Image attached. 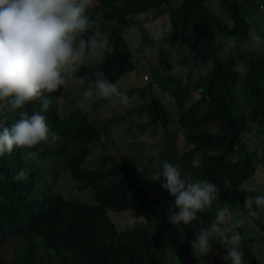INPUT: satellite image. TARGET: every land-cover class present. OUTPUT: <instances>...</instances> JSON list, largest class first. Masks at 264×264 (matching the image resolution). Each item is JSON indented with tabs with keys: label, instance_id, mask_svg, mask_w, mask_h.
Here are the masks:
<instances>
[{
	"label": "trees",
	"instance_id": "1",
	"mask_svg": "<svg viewBox=\"0 0 264 264\" xmlns=\"http://www.w3.org/2000/svg\"><path fill=\"white\" fill-rule=\"evenodd\" d=\"M205 1L93 0L90 12L101 20L111 45L101 70L112 82L136 68L134 55L123 38L124 31L132 25L138 27L137 35L142 34L144 42L150 44L145 23L165 14L169 17L168 42L187 48L189 69L180 76L164 78L158 71L147 86L121 88L130 97L136 96L141 101L137 109L146 113L137 134L150 126L161 127L163 148L142 168L120 151L95 155L97 142L107 134L111 119L100 121L79 112L63 116L53 101L43 114L60 137L55 149L56 158L62 160L59 169L69 170L78 188L93 191L95 201L65 198L58 192L41 193L35 181L38 174L28 168L24 158L27 149L0 157V248L12 236L19 243L11 261H6L0 251V264H198L200 259L210 262L216 252L225 253L218 241L212 242L208 254L194 252L192 242L195 229L207 227L216 213L224 210L228 199L245 214L250 213L246 204L250 191L243 183L255 175L259 162L253 158V151L247 150L243 134L250 124L264 134V55L245 52L238 46L247 41L252 25L246 5L258 8L264 0H221L226 19L215 16ZM149 12L153 16L135 19L136 15ZM229 37L236 38L238 46L232 53L223 54L224 41ZM157 55L160 69H170L172 60L167 52L157 49ZM209 57L214 61L213 68L201 76L195 72L196 62ZM241 62L248 65L243 77L233 70ZM89 71L82 65L73 77H88ZM162 92L178 108L175 124L183 141L180 150L172 148L177 133L172 129L173 119L161 98ZM193 92L198 96L186 104ZM38 108V103H30L26 110L31 114ZM16 118L9 116L7 126ZM164 160L178 166L182 176L199 172L201 179L215 183L221 190L219 199L200 214L193 227L184 226L183 232L180 226L168 222L166 209L173 202L161 187L163 178L154 180L152 190L143 180L153 170L151 164L156 167L153 176L162 171V164L157 162ZM25 167L29 169L28 179L16 182L13 177ZM39 171V175L44 174L43 169ZM217 206L219 209L214 211ZM108 210L146 211L151 226L135 222L119 229ZM250 218L264 232V222L253 212ZM43 248L54 259L47 261Z\"/></svg>",
	"mask_w": 264,
	"mask_h": 264
},
{
	"label": "clouds",
	"instance_id": "2",
	"mask_svg": "<svg viewBox=\"0 0 264 264\" xmlns=\"http://www.w3.org/2000/svg\"><path fill=\"white\" fill-rule=\"evenodd\" d=\"M93 0H0V157L11 155L14 150L35 149L41 144L53 147L60 139L47 122L46 113L53 104L54 93L66 88L73 74L82 66L89 68L88 77L81 76L79 84L85 87V99L97 97L112 105L132 107L133 97L108 79L101 70L109 52V40L101 20L90 12ZM107 23V21H105ZM150 44L142 34L128 44L134 55L150 57L156 49L168 51L167 28L158 25L144 26ZM256 26L250 25L245 52L264 51V36ZM238 46L234 37L224 41L223 54H230ZM192 63V62H191ZM209 57L196 62L195 72L206 76L213 68ZM241 77L247 74L248 65L241 62L233 69ZM39 105L31 114L29 104ZM17 116L7 126L9 116ZM162 171L151 178L161 180V187L172 197L166 209L168 222L174 226L193 227L200 214L205 213L219 199L220 188L207 179L192 181L182 176L178 166L167 160ZM29 169L22 168L13 177L24 182ZM247 202V201H246ZM255 204L264 208V194L256 197ZM229 217L219 210L207 227H200L192 242L194 252L208 254L212 242L224 246L221 259L227 264H245L240 250L242 236L239 232L229 235L226 225ZM183 225V227H181Z\"/></svg>",
	"mask_w": 264,
	"mask_h": 264
},
{
	"label": "rangeland",
	"instance_id": "3",
	"mask_svg": "<svg viewBox=\"0 0 264 264\" xmlns=\"http://www.w3.org/2000/svg\"><path fill=\"white\" fill-rule=\"evenodd\" d=\"M220 1L221 0H206L205 2L215 16L226 19L222 14ZM261 4L264 5L263 2H260L258 8L246 5L245 12L252 25L264 29V18L262 17L264 8ZM145 16L151 17L153 14L152 12L138 14L135 19L143 20ZM146 24L158 25L168 29L169 17L165 14H161L155 16L152 20L146 22L145 25ZM137 33L138 27L132 25L124 31L123 38L129 44ZM169 43L172 47L166 52L172 60L170 69H160L157 49L150 57L141 55L139 51L134 54L136 68L122 75L116 84L120 88L134 86L143 87L154 81L158 71L161 72L164 78L169 76L178 77L183 72L187 71L190 64V60L187 56V48L173 41ZM110 47L111 45L109 43V48ZM238 47L243 48V44ZM256 51L264 55V51ZM84 90L85 87L79 84V80L72 77L68 86L65 89L61 88L60 92L54 95V97L58 98H54L53 101L57 104L58 112L63 116L79 112L87 114L91 119L100 121L111 119L107 134H103L97 142L94 151L95 155H99L102 151H120L134 158L140 168L146 166L149 163V159L158 155L164 144L162 128L159 126H150L145 128L141 135L137 134V127L139 124L145 122L146 113L137 109L141 101L136 96L133 97L132 107L127 108L120 105H112L107 100L97 97H93L90 100L85 99L83 96ZM197 96L198 93L193 92L192 96L186 100V104ZM161 98L171 113L173 119L172 129L177 133L175 140L171 142L172 148L174 151L177 148L180 150L183 148V141L181 136L178 135L177 125L175 124L178 108L169 99L167 93L162 92ZM243 139L248 147L247 150L253 151V158H256L259 162L255 175L243 183V186L247 188L251 194V196L248 197L249 200L247 199L249 204L246 202L248 206L247 210L250 213L245 214L238 209V205L235 202L228 199L224 206L226 214L229 217L225 227L229 235H231L232 232H239L241 234L242 240L240 250L244 253L243 259L245 264H264V232H262L250 219V214L254 211L255 216L264 222V208L258 207L255 204L256 197L264 194V134H260L257 128L250 124L248 131L243 134ZM59 143L60 139L53 147H49L47 144H41L35 149H27L24 158L28 164V168L35 171V175L38 174L35 177L36 186L41 193L44 191L58 192L65 198H73L86 203H94L93 191L89 188H78L77 183L71 178L69 170L59 169L62 160H58L55 156V149L58 147ZM150 167L153 169V172L156 170L155 165L151 164ZM39 169H43L44 174L39 175L42 173ZM152 171H149L147 177L143 179L150 190L154 188V179L151 178L153 176ZM189 177H193L196 180L201 179L199 172H195ZM218 209L219 206L215 207L213 210L216 211ZM108 213L119 229H125L135 222L151 226L147 221L146 211L108 210ZM18 244V239L15 236L9 237L4 241L0 251L6 261H11L13 259L16 251H18ZM249 244L250 246L247 247ZM42 252L47 261L54 259L48 249L43 248ZM223 254L225 253L216 252L215 255L213 254L210 262L200 259L198 264H227V262L221 259ZM169 256L171 255L169 254Z\"/></svg>",
	"mask_w": 264,
	"mask_h": 264
},
{
	"label": "crops",
	"instance_id": "4",
	"mask_svg": "<svg viewBox=\"0 0 264 264\" xmlns=\"http://www.w3.org/2000/svg\"><path fill=\"white\" fill-rule=\"evenodd\" d=\"M250 196H251V194H250ZM250 196H249V197H250ZM248 200H249V199H248ZM247 204H249L248 201H247ZM238 209H239V207H238ZM224 210H225V209H224ZM241 211H242V210H241ZM242 212H243V211H242ZM253 215L255 216V212H254V211H253ZM255 217H256V216H255ZM257 218H258V217H257ZM250 219H251V218H250Z\"/></svg>",
	"mask_w": 264,
	"mask_h": 264
}]
</instances>
